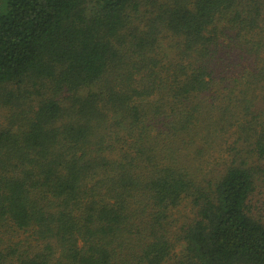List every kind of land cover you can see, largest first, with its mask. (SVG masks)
<instances>
[{"label": "trees", "instance_id": "trees-1", "mask_svg": "<svg viewBox=\"0 0 264 264\" xmlns=\"http://www.w3.org/2000/svg\"><path fill=\"white\" fill-rule=\"evenodd\" d=\"M263 179L264 0H1L0 264H264Z\"/></svg>", "mask_w": 264, "mask_h": 264}, {"label": "rangeland", "instance_id": "rangeland-1", "mask_svg": "<svg viewBox=\"0 0 264 264\" xmlns=\"http://www.w3.org/2000/svg\"><path fill=\"white\" fill-rule=\"evenodd\" d=\"M0 5H1V0H0ZM168 44H169V40L168 41H164V40L162 41V46H163V50H164L163 55L168 54L167 53L169 51V49H168L169 48V45ZM262 200H264V181H260V182L258 181L257 182V186L255 188L253 205L257 201V203H255V205L259 206L258 204ZM183 207H185V206H183ZM183 207L178 208L179 211L177 210L178 212L176 211L174 213V215H175L176 218L177 217L178 218L180 217L179 216L180 213L185 212V209H183ZM262 208H263V205H262ZM263 210H264V208H263Z\"/></svg>", "mask_w": 264, "mask_h": 264}]
</instances>
